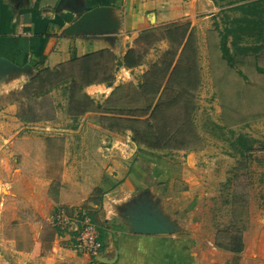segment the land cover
Returning a JSON list of instances; mask_svg holds the SVG:
<instances>
[{
  "label": "rangeland",
  "instance_id": "obj_1",
  "mask_svg": "<svg viewBox=\"0 0 264 264\" xmlns=\"http://www.w3.org/2000/svg\"><path fill=\"white\" fill-rule=\"evenodd\" d=\"M224 6L226 13L220 15V27L213 35L211 63L196 52L194 39L182 50L180 41L188 28L153 31L138 47L147 66L136 71L131 80L127 78L119 89L95 97L82 87L90 77L96 78L94 81L110 75L115 78L118 69L112 70L105 58L96 61L101 66L92 70L82 63L67 66L60 75L75 73L79 81L59 87L51 95L29 98L59 80L52 74V81L50 73L44 72L46 83L30 82V78L25 85L27 92L23 89L8 96L10 100L22 99L19 113L24 118L58 120L60 125L48 132L53 180L50 192L61 197L62 186L66 185L62 181L68 178L64 166L74 165L77 170L73 181H67L72 201L58 204L65 206L73 218L88 215L102 230V206L96 204L118 184L104 191L98 187L99 181L116 177L111 169L115 160L129 173L141 154L155 164L164 160L171 164L179 174L176 185L158 191V195L144 187L131 197L124 194L127 199L120 203L116 199L123 194H116L108 199L116 217L124 219L126 206L148 194L179 224L180 231L170 235L198 232L205 239L215 235L217 245L236 247L250 214L264 215V45L259 53L239 55L232 45V60L227 59L220 49V38L225 25H232L241 12ZM242 44L254 47L260 43L254 37ZM171 63L177 64L179 73L160 99V94L153 95L151 84L167 72ZM159 103L161 107L152 116ZM128 134L137 146L134 155L124 152ZM167 167L151 168L147 183L155 187L173 182L172 170ZM54 228L53 222L48 223V236Z\"/></svg>",
  "mask_w": 264,
  "mask_h": 264
},
{
  "label": "crops",
  "instance_id": "obj_2",
  "mask_svg": "<svg viewBox=\"0 0 264 264\" xmlns=\"http://www.w3.org/2000/svg\"><path fill=\"white\" fill-rule=\"evenodd\" d=\"M98 8L100 12L84 29L68 33L86 12ZM224 8L214 0H0V57L13 64L10 69L0 68V264L91 263L89 256L72 249L71 233L54 228L47 234L55 211H68L58 204L72 201L67 181H73L77 170L74 165L64 166L68 178L62 181L66 185L62 186L61 197L50 192L53 180L48 132L60 124L57 119L38 121L22 117V99L10 100L8 96L21 92L40 70H55L75 58L111 51L123 60L130 49L138 51L146 34L153 31L188 28L182 50L194 39L196 52L211 63L215 53L213 35L220 27V15L226 13ZM229 27L225 25L226 30ZM220 39L222 51L223 37ZM233 40L229 34L226 42L230 53ZM238 45L244 47L241 41ZM236 52L245 54L239 49ZM145 66L144 61L134 68L125 67L130 71L127 78L131 80ZM84 88L97 97L111 92L114 86L93 83ZM150 161L141 154L126 173L124 165L115 160L111 169L116 177L98 183L104 191L118 184L96 204L102 206L99 214L104 221L99 255L104 260L102 264H264L263 214H250L240 253L220 248L215 235L205 239L198 232L189 236L130 232L126 221L111 213L108 199L123 194L116 199L120 203L144 187L158 195L169 185L175 187L179 176L165 160L156 164ZM156 165L170 167L174 181L155 187L147 183L146 177Z\"/></svg>",
  "mask_w": 264,
  "mask_h": 264
},
{
  "label": "trees",
  "instance_id": "obj_3",
  "mask_svg": "<svg viewBox=\"0 0 264 264\" xmlns=\"http://www.w3.org/2000/svg\"><path fill=\"white\" fill-rule=\"evenodd\" d=\"M214 2L216 4L222 3L223 5H226L228 7L231 6L233 9L239 10L241 12L240 16L232 20L233 21L231 22L232 25H230V27L227 28L226 34L223 36V39H222L223 55L227 59L232 60L230 49L227 46V42H226L229 34H231L234 38L233 45L236 48V51L239 49L243 53H247L249 51H254L258 53L263 48V45H264V0H214ZM185 37H186V34L182 36L180 44L183 43ZM254 37H255L256 43H260L259 45H255L254 47H250V46L241 47L238 45L240 41L242 42L246 38H254ZM105 58H107L108 61L110 62L112 70H116L121 66L126 67V68H134V67L141 65L145 61V58L143 57V55H140L139 52L134 49H130L124 56L123 60H120L119 58H117L114 54L111 53V51H102L99 53L89 54V55L84 56L81 59L75 58L74 61L70 62L69 64L62 65L55 70H50L46 68V69L40 70L35 76H33L30 82L40 81L42 82V84L44 82L46 83L47 78L46 76L42 74L44 72L50 73V79L53 78L52 81L55 80L54 77H52V74H56L59 77V80L53 83L50 82V86L44 89L40 88L39 91L32 94V96H29V98L39 99L40 97L48 94L49 92H52L54 89H57L61 86L65 87L70 82L79 81V77L75 73H71L65 76L60 75L61 73L60 71H65V68L67 66H73V65L75 66L79 63H82V64L87 65L88 70H92L91 67L96 69L98 66H101L97 62ZM94 60L95 62L96 61L97 62L95 64L93 63V66L91 65L89 66V64L94 62ZM170 69H172V71L168 75V71ZM178 73L179 71H178L177 64L175 66H173V63L168 64L167 72L165 74H161L160 76L154 78V80L152 81L151 87L154 93L153 95L157 96L160 94L159 95L160 99H163L164 95H166L167 91H169V89L171 88L170 85L172 81L174 80V78L176 77V75H178ZM90 78H88L87 80L89 82L87 85H90L93 83H106L109 87L114 86V75H110L101 81H98V80L94 81L96 78H91V79ZM82 87H85V85L83 84ZM119 87H120V84L114 86V89H119ZM24 89H25L24 93L27 92V86ZM160 103L154 107L152 116L156 114L159 108L161 107ZM151 106L152 105H150V107ZM241 141H242V144L245 145L244 139H241ZM245 147H250V145H247ZM103 235H104V231L100 230V237H99L100 243L103 242V237H104ZM219 247L223 249L236 250L237 253H240L243 250L244 245H243L242 238H240V240L237 242L236 247H232V246L223 247L221 245Z\"/></svg>",
  "mask_w": 264,
  "mask_h": 264
},
{
  "label": "water",
  "instance_id": "obj_4",
  "mask_svg": "<svg viewBox=\"0 0 264 264\" xmlns=\"http://www.w3.org/2000/svg\"><path fill=\"white\" fill-rule=\"evenodd\" d=\"M100 12V8L86 12L73 26L68 33H74L84 29L94 16ZM0 68L10 69L13 64L0 57ZM124 220L129 226V231L137 234H174L180 231L179 224L172 220L158 204L152 201L148 194H142L140 198L132 201L126 206ZM103 262L102 257H98Z\"/></svg>",
  "mask_w": 264,
  "mask_h": 264
},
{
  "label": "built area",
  "instance_id": "obj_5",
  "mask_svg": "<svg viewBox=\"0 0 264 264\" xmlns=\"http://www.w3.org/2000/svg\"><path fill=\"white\" fill-rule=\"evenodd\" d=\"M129 72V69L121 68L115 75L114 86L126 81ZM126 141L127 147L124 152L127 151L128 155H134L137 152V146L131 140V134L127 135ZM52 222L58 231L71 233L74 251L89 256L90 264H102L98 260L102 247L99 241L100 230L90 216L73 218L66 209L58 208L53 214Z\"/></svg>",
  "mask_w": 264,
  "mask_h": 264
}]
</instances>
